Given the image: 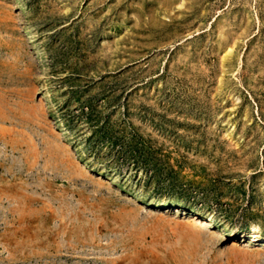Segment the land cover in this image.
Listing matches in <instances>:
<instances>
[{
    "label": "rangeland",
    "instance_id": "1",
    "mask_svg": "<svg viewBox=\"0 0 264 264\" xmlns=\"http://www.w3.org/2000/svg\"><path fill=\"white\" fill-rule=\"evenodd\" d=\"M0 264H264V0H0Z\"/></svg>",
    "mask_w": 264,
    "mask_h": 264
},
{
    "label": "bare ground",
    "instance_id": "2",
    "mask_svg": "<svg viewBox=\"0 0 264 264\" xmlns=\"http://www.w3.org/2000/svg\"><path fill=\"white\" fill-rule=\"evenodd\" d=\"M232 46V45H231ZM228 55V54H227ZM253 236V235H252ZM255 237V236H254Z\"/></svg>",
    "mask_w": 264,
    "mask_h": 264
}]
</instances>
